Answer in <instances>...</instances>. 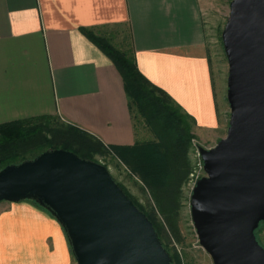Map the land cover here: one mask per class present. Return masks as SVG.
<instances>
[{"label": "crops", "instance_id": "1", "mask_svg": "<svg viewBox=\"0 0 264 264\" xmlns=\"http://www.w3.org/2000/svg\"><path fill=\"white\" fill-rule=\"evenodd\" d=\"M118 29L127 30L139 71L194 118V135L219 134L225 110L201 0H0V124L53 116L106 146L133 145L123 79L86 34ZM0 264L76 261L48 212L29 201H1Z\"/></svg>", "mask_w": 264, "mask_h": 264}, {"label": "water", "instance_id": "2", "mask_svg": "<svg viewBox=\"0 0 264 264\" xmlns=\"http://www.w3.org/2000/svg\"><path fill=\"white\" fill-rule=\"evenodd\" d=\"M228 61L226 135L199 146L203 175L189 207L213 264H264V0H231L222 31ZM33 202L62 226L76 264H173L148 216L108 168L49 148L0 169V202Z\"/></svg>", "mask_w": 264, "mask_h": 264}, {"label": "trees", "instance_id": "3", "mask_svg": "<svg viewBox=\"0 0 264 264\" xmlns=\"http://www.w3.org/2000/svg\"><path fill=\"white\" fill-rule=\"evenodd\" d=\"M86 34L115 64L123 79L132 115L140 117L153 137L143 142L136 140L131 146H106L71 124H59L51 129L50 120L58 119L53 116L15 120L0 124V169L8 164L34 158L49 148H65L87 159H91L92 152L110 151L139 175L150 192L156 210L168 220V215L177 207L181 187L191 172L190 148L195 138L194 118L166 91L139 71L133 54L128 56L93 32ZM50 131H53L54 138L48 136ZM56 140L64 144L55 147L53 141ZM104 146L108 148L102 150ZM25 153L28 155H24ZM125 192L128 194L126 190ZM129 197L131 198L130 195ZM133 202L152 221L167 249L165 239L169 240V236L166 227L157 226L146 211L134 200ZM168 222L173 229L169 220Z\"/></svg>", "mask_w": 264, "mask_h": 264}, {"label": "rangeland", "instance_id": "4", "mask_svg": "<svg viewBox=\"0 0 264 264\" xmlns=\"http://www.w3.org/2000/svg\"><path fill=\"white\" fill-rule=\"evenodd\" d=\"M231 0H201L203 13V29L206 42V52L209 59L211 75L213 83L218 90L222 109L225 110V122L221 132L209 131L203 136L195 135L190 148L191 172L198 160V148H210L214 146L219 139L226 135L228 122L230 117V107L227 102V77H228V61L222 43V31L225 26L228 14L229 3ZM105 30L96 32V36L105 38L111 45L120 51L131 56V48L127 38L126 29ZM133 116L135 134L137 140L143 142L153 137L152 133L145 127L143 121L138 115ZM51 129L59 124L67 125L65 121L58 119L50 120ZM49 137H53V131L47 133ZM218 134V135H217ZM54 138V137H53ZM60 138V137H57ZM64 143L56 140L53 141L55 147H61ZM66 145H68L66 143ZM74 148L78 149L76 145ZM105 147V148H104ZM102 150L107 149L104 146ZM81 150V149H80ZM24 155H28L25 153ZM91 159L105 165L112 177L118 182L131 196V198L152 218L154 223L159 226H165L168 231L169 240L165 239L166 247L172 256L173 264H213L210 255L202 248L198 242V238L192 223L189 200L192 189V182L188 180L181 187L178 196V204L171 214L168 215L170 224L163 214H160L154 205V201L150 195L147 186L140 179L139 175L126 164L121 162L113 153L107 151L92 152ZM190 172V173H191ZM255 235L259 243L264 247V221H262L255 231Z\"/></svg>", "mask_w": 264, "mask_h": 264}, {"label": "built area", "instance_id": "5", "mask_svg": "<svg viewBox=\"0 0 264 264\" xmlns=\"http://www.w3.org/2000/svg\"><path fill=\"white\" fill-rule=\"evenodd\" d=\"M198 148V146H197ZM203 175H205L204 168H203V161L201 159L199 150H198V160L197 163L195 164L194 169L192 172L189 174V180L192 182V188ZM192 190V189H191Z\"/></svg>", "mask_w": 264, "mask_h": 264}]
</instances>
